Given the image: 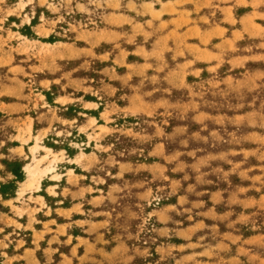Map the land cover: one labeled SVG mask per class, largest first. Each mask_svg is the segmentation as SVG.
<instances>
[{
    "label": "rangeland",
    "instance_id": "rangeland-1",
    "mask_svg": "<svg viewBox=\"0 0 264 264\" xmlns=\"http://www.w3.org/2000/svg\"><path fill=\"white\" fill-rule=\"evenodd\" d=\"M190 183L264 264V0H0V264H201Z\"/></svg>",
    "mask_w": 264,
    "mask_h": 264
},
{
    "label": "crops",
    "instance_id": "crops-1",
    "mask_svg": "<svg viewBox=\"0 0 264 264\" xmlns=\"http://www.w3.org/2000/svg\"><path fill=\"white\" fill-rule=\"evenodd\" d=\"M190 168L192 171H196V165L192 164L190 165ZM178 185H181V190H176L177 196L175 203L167 205L160 216H168V219H170L172 217V213L175 212H178L180 214L193 213V215L201 219H195L194 224L174 229L176 236L180 239H184L185 241H191L197 233V226H199L202 222L207 225L206 221L203 220H212L216 222L220 221V224L218 223L214 228L216 229L217 227V235L222 238V241H218L217 244L210 247H203L204 249L200 251H189L188 249H191V246H189V248H186L184 258L193 257V255H203L202 258H200L201 264H209L212 261L213 257L216 256V251L228 253L235 251L233 255L227 257V261L235 263L238 258L236 257L238 255L237 253H239V251L243 249V245H240V243L238 242L236 243L235 240L237 239L236 241L242 242L243 240H246V237L239 234V229L237 228H234V230L228 229L229 224L238 225L239 223V220H234V218H232L233 214L238 213L237 209L225 207L224 210H219V206L223 205L229 200L227 192L216 188L211 189L210 186H208L210 184L206 183L204 184L205 187L197 189V193L193 194L191 193V191L196 188L192 183L186 186L182 184H174V187L177 188ZM182 189H184V192H182ZM239 200L244 204L252 202L251 197H239ZM253 202H256V200H254ZM224 205L227 206V204ZM222 223L227 226V230H222L221 228H219ZM190 244L191 243H189L188 245ZM233 244L237 246L234 250Z\"/></svg>",
    "mask_w": 264,
    "mask_h": 264
},
{
    "label": "bare ground",
    "instance_id": "bare-ground-1",
    "mask_svg": "<svg viewBox=\"0 0 264 264\" xmlns=\"http://www.w3.org/2000/svg\"><path fill=\"white\" fill-rule=\"evenodd\" d=\"M48 159V156H46V157H44L43 159H41L40 161H39V167H40V164H42L44 161H46ZM52 163V162H51ZM51 166V165H50ZM39 167H38V169H35V170H33L32 172H31V174L32 175H34V176H37V179H38V184H39V186H40V179L42 178V174H48V173H51V171H52V167L51 168H46V169H44L43 171H41L42 173H41V175H39L38 174V170H39Z\"/></svg>",
    "mask_w": 264,
    "mask_h": 264
},
{
    "label": "trees",
    "instance_id": "trees-1",
    "mask_svg": "<svg viewBox=\"0 0 264 264\" xmlns=\"http://www.w3.org/2000/svg\"><path fill=\"white\" fill-rule=\"evenodd\" d=\"M10 171H11V173H12L13 175H15V176L18 178V175H20V172H19V171H21V167H20V170H19V171H18V170H10ZM1 193H2L3 195L6 194L5 191H4V186L1 187Z\"/></svg>",
    "mask_w": 264,
    "mask_h": 264
}]
</instances>
